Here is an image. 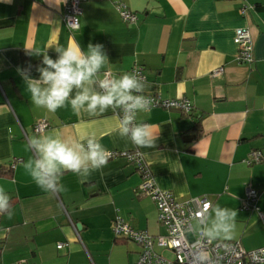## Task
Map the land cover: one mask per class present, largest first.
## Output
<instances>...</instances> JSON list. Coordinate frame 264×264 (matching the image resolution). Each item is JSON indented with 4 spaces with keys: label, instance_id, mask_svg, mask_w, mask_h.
Masks as SVG:
<instances>
[{
    "label": "crops",
    "instance_id": "obj_1",
    "mask_svg": "<svg viewBox=\"0 0 264 264\" xmlns=\"http://www.w3.org/2000/svg\"><path fill=\"white\" fill-rule=\"evenodd\" d=\"M66 1L0 0V169L7 173L0 174V186L13 213L0 214V264H133L140 249L114 236L116 216L152 236L165 234L153 201L137 193L139 174L124 159L108 161L86 179L65 172L64 191L40 189L23 167L33 155L28 140L53 131L70 140L95 136L108 151H139L159 189L180 201L204 196L237 211L231 238L212 240L238 242L247 251L264 247L258 215L264 216V0H81L73 32L63 22ZM116 2L136 15L135 23L121 20ZM238 28L252 39L249 64L235 58ZM69 42L84 51L89 43L103 45L109 63L102 73L139 67L148 85L144 95L186 99L192 111L139 112L137 122L157 133L149 149L119 135L111 109L90 116L70 106L55 113L37 108L18 69L30 67L39 78L43 56L27 50L56 59L55 47ZM49 44L54 47L45 49ZM40 119L48 128L35 133ZM253 151L261 160L247 165ZM246 186L257 192V211L241 208Z\"/></svg>",
    "mask_w": 264,
    "mask_h": 264
},
{
    "label": "clouds",
    "instance_id": "obj_2",
    "mask_svg": "<svg viewBox=\"0 0 264 264\" xmlns=\"http://www.w3.org/2000/svg\"><path fill=\"white\" fill-rule=\"evenodd\" d=\"M51 44L46 48H52ZM30 55L43 56L42 66L37 67L39 78H32L30 67L18 69L30 93L31 103L37 108L55 113L70 106L73 112H86L90 116L108 110L122 113L117 131L138 148H153L157 133L147 123L137 122L139 112L151 110L152 100L144 95L148 85L137 71L123 74L103 72L109 63L101 44L81 49L78 42H69L66 47H55L57 58H51L44 50H27ZM32 156L23 167L43 191H64L61 178L71 172L86 179L93 171L108 163L110 153L100 141L91 135H82L76 140L65 139L59 131L32 136L28 140ZM0 214L12 216L10 196L0 186ZM237 211L206 203L199 228L202 236L209 240L223 237L230 239L235 229Z\"/></svg>",
    "mask_w": 264,
    "mask_h": 264
},
{
    "label": "built area",
    "instance_id": "obj_3",
    "mask_svg": "<svg viewBox=\"0 0 264 264\" xmlns=\"http://www.w3.org/2000/svg\"><path fill=\"white\" fill-rule=\"evenodd\" d=\"M81 0H67L64 5L63 22L66 28L73 32L79 27ZM121 20L125 23H135L137 17L121 2L115 3ZM233 43L237 47L236 61L241 64L252 62L253 43L247 29L238 28L234 32ZM143 79L141 68L133 67ZM108 72V71H107ZM222 72L219 68L211 73L212 76ZM152 100L151 109H177L184 114L192 111L190 102L186 99H163L159 95H146ZM120 119L122 113L116 111ZM48 123L40 119L33 124L35 133H43ZM109 160L124 159L132 164L140 176L137 193L149 197L156 209L157 222L164 228L165 234L152 236L144 230L133 229L128 223L116 216L111 223V230L115 237L130 241L140 249L133 264H264V247L247 251L238 242L209 240L202 236L200 228L195 230L192 222L198 226L203 216L204 205L210 203L206 197H192L186 200H177L170 192L157 187L142 154L139 151H109ZM261 160L259 152L253 151L245 160L247 165L258 163ZM20 160H16L10 168L13 169ZM258 195L249 186L245 188L241 208L257 211L255 206ZM262 223L264 216L258 213ZM62 243L56 245L57 249ZM161 250V251H158ZM164 253L170 256L166 257Z\"/></svg>",
    "mask_w": 264,
    "mask_h": 264
},
{
    "label": "trees",
    "instance_id": "obj_4",
    "mask_svg": "<svg viewBox=\"0 0 264 264\" xmlns=\"http://www.w3.org/2000/svg\"><path fill=\"white\" fill-rule=\"evenodd\" d=\"M0 174H7V173H5L2 169H0Z\"/></svg>",
    "mask_w": 264,
    "mask_h": 264
},
{
    "label": "rangeland",
    "instance_id": "obj_5",
    "mask_svg": "<svg viewBox=\"0 0 264 264\" xmlns=\"http://www.w3.org/2000/svg\"><path fill=\"white\" fill-rule=\"evenodd\" d=\"M193 224H194V223H193ZM158 251H161V250H158ZM164 255H165L166 257H169V256H170L168 253H164Z\"/></svg>",
    "mask_w": 264,
    "mask_h": 264
},
{
    "label": "water",
    "instance_id": "obj_6",
    "mask_svg": "<svg viewBox=\"0 0 264 264\" xmlns=\"http://www.w3.org/2000/svg\"><path fill=\"white\" fill-rule=\"evenodd\" d=\"M193 138V137H192Z\"/></svg>",
    "mask_w": 264,
    "mask_h": 264
}]
</instances>
